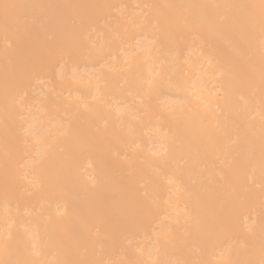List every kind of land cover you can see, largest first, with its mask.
<instances>
[{
	"label": "bare ground",
	"instance_id": "bare-ground-1",
	"mask_svg": "<svg viewBox=\"0 0 264 264\" xmlns=\"http://www.w3.org/2000/svg\"><path fill=\"white\" fill-rule=\"evenodd\" d=\"M0 264H264V0H0Z\"/></svg>",
	"mask_w": 264,
	"mask_h": 264
}]
</instances>
